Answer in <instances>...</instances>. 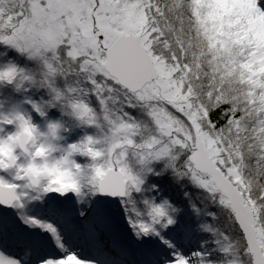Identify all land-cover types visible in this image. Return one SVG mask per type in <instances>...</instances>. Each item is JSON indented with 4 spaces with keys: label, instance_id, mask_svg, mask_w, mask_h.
<instances>
[{
    "label": "snow or ice",
    "instance_id": "1",
    "mask_svg": "<svg viewBox=\"0 0 264 264\" xmlns=\"http://www.w3.org/2000/svg\"><path fill=\"white\" fill-rule=\"evenodd\" d=\"M0 95V264H264V0H0Z\"/></svg>",
    "mask_w": 264,
    "mask_h": 264
},
{
    "label": "trees",
    "instance_id": "2",
    "mask_svg": "<svg viewBox=\"0 0 264 264\" xmlns=\"http://www.w3.org/2000/svg\"><path fill=\"white\" fill-rule=\"evenodd\" d=\"M0 105H2L3 110H9V102H8V97L7 96L0 95ZM79 135H83V130H75V131H73V132H71L69 134H66L67 142H74L75 139H78ZM77 159L81 163H84L85 162L84 158L77 157ZM165 187H168V186L165 185ZM168 190L173 195H176L177 198H179V194L178 193L172 192V189L171 188H169ZM70 205L71 206L73 205V207H74L73 210H71V208H67L71 212V223L76 228H79L77 226V224L74 223V218L75 217H78L77 210H78V207L79 206L78 205H75V204H71V203H70ZM79 226H80V229H83L84 230V232L87 233L89 231L88 221H86L84 219H81ZM125 230L127 232V238L130 239V237L128 236V230L127 229H125ZM85 242L87 244V248H89L90 251L91 250H94V249H98L96 251H99V253H101V255L108 253L109 255H107L106 257L109 256V258L108 259H105V260H110V261H113L114 262V263H108V264H121V262L118 260V258L115 257V256L122 257L121 253H119L118 252V249H117V244H119L120 241L113 240V241L109 242L102 235H100V236L92 235L90 237V242L87 241V240ZM83 247H85V246H83Z\"/></svg>",
    "mask_w": 264,
    "mask_h": 264
},
{
    "label": "rangeland",
    "instance_id": "3",
    "mask_svg": "<svg viewBox=\"0 0 264 264\" xmlns=\"http://www.w3.org/2000/svg\"><path fill=\"white\" fill-rule=\"evenodd\" d=\"M42 203V202H41ZM71 202H63L62 203V207H65V208H71V210H73V205L71 206L70 205ZM72 204V203H71ZM43 210V209H42ZM82 218H80L79 216L78 217H75L74 218V223L77 224V226L80 228L79 224H80V221H81ZM121 234L123 235V237H127V232L125 230V228H122L121 229ZM125 242H127L125 240ZM130 244V243H129ZM86 248H84L85 250L81 251V249L79 250L78 248V251L84 255V256H88L89 258H91L92 260H94L96 262V264H108L107 260L105 259H108V257H106L107 255H109L108 253L107 254H102L99 253V251H96L98 249H94V250H91L89 248H87V244L85 242V245H84ZM83 248V247H82ZM109 252V251H108ZM119 253H121L120 251H118ZM95 256L99 257V258H95ZM118 258V260L121 262V259L122 257H118V256H115Z\"/></svg>",
    "mask_w": 264,
    "mask_h": 264
},
{
    "label": "bare ground",
    "instance_id": "4",
    "mask_svg": "<svg viewBox=\"0 0 264 264\" xmlns=\"http://www.w3.org/2000/svg\"><path fill=\"white\" fill-rule=\"evenodd\" d=\"M125 240L127 241V242H125ZM120 242H123V243H125V244H129V242H130V239H128L127 237H123V235L121 234L120 235ZM116 244V243H115ZM119 244H117V249H118V251H120L121 252V249L119 248V246H118ZM85 247H80L79 248V250L81 249V251H83V250H85L84 249ZM95 258H98L97 256H95ZM107 262L108 263H114L113 261H110V260H107Z\"/></svg>",
    "mask_w": 264,
    "mask_h": 264
}]
</instances>
